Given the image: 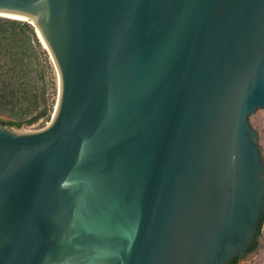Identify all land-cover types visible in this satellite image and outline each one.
<instances>
[{
  "label": "water",
  "instance_id": "1",
  "mask_svg": "<svg viewBox=\"0 0 264 264\" xmlns=\"http://www.w3.org/2000/svg\"><path fill=\"white\" fill-rule=\"evenodd\" d=\"M10 16L38 25L59 96L41 131L0 118V264L252 262L264 0H0Z\"/></svg>",
  "mask_w": 264,
  "mask_h": 264
},
{
  "label": "trees",
  "instance_id": "2",
  "mask_svg": "<svg viewBox=\"0 0 264 264\" xmlns=\"http://www.w3.org/2000/svg\"><path fill=\"white\" fill-rule=\"evenodd\" d=\"M51 56L29 22L0 17V118L11 129H22L52 120L54 105L48 102ZM57 90L55 88L54 93ZM264 217L258 228L262 233ZM255 240L248 253L256 251ZM239 259L229 264H238Z\"/></svg>",
  "mask_w": 264,
  "mask_h": 264
},
{
  "label": "rangeland",
  "instance_id": "3",
  "mask_svg": "<svg viewBox=\"0 0 264 264\" xmlns=\"http://www.w3.org/2000/svg\"><path fill=\"white\" fill-rule=\"evenodd\" d=\"M55 88L57 90L56 93H54ZM58 96H59V84H58L56 67L54 65V72L52 73V76L49 77V91L47 95L49 104L52 103L55 104L54 109L56 108V105L58 103ZM50 122H47L45 124V127H43L42 125L43 121H39L38 123L32 126H26L19 130L18 129H11V130L23 134L35 133L46 128L50 124ZM251 123L254 129L257 130L259 134V141L264 159V110L262 109L258 110L257 114L251 118ZM262 238L264 242V223L262 227ZM244 264H264V246L252 262L244 263Z\"/></svg>",
  "mask_w": 264,
  "mask_h": 264
},
{
  "label": "bare ground",
  "instance_id": "4",
  "mask_svg": "<svg viewBox=\"0 0 264 264\" xmlns=\"http://www.w3.org/2000/svg\"><path fill=\"white\" fill-rule=\"evenodd\" d=\"M10 17H13V18H19V19H22V20H26V22H30V23H32V24H34V25H36V27H38V25L37 24H35V23H33V22H31V21H29V20H27V19H25V18H20V17H15V16H10ZM42 37V36H41ZM43 39V38H42ZM44 41V40H43Z\"/></svg>",
  "mask_w": 264,
  "mask_h": 264
}]
</instances>
